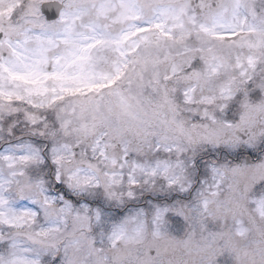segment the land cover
I'll list each match as a JSON object with an SVG mask.
<instances>
[{
	"label": "snow or ice",
	"instance_id": "snow-or-ice-1",
	"mask_svg": "<svg viewBox=\"0 0 264 264\" xmlns=\"http://www.w3.org/2000/svg\"><path fill=\"white\" fill-rule=\"evenodd\" d=\"M0 264H264V0H0Z\"/></svg>",
	"mask_w": 264,
	"mask_h": 264
}]
</instances>
